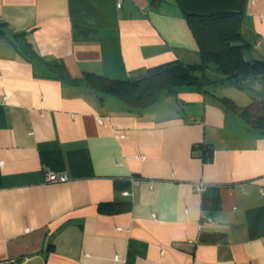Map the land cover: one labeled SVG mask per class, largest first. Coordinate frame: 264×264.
Listing matches in <instances>:
<instances>
[{"label":"crops","instance_id":"obj_1","mask_svg":"<svg viewBox=\"0 0 264 264\" xmlns=\"http://www.w3.org/2000/svg\"><path fill=\"white\" fill-rule=\"evenodd\" d=\"M241 31L264 60V0ZM30 47L73 78L200 60L174 0H0V264H264V126L239 111H262L264 75L131 110Z\"/></svg>","mask_w":264,"mask_h":264},{"label":"trees","instance_id":"obj_2","mask_svg":"<svg viewBox=\"0 0 264 264\" xmlns=\"http://www.w3.org/2000/svg\"><path fill=\"white\" fill-rule=\"evenodd\" d=\"M174 1L197 44L200 60L196 63H162L148 68L143 77L132 80L93 72H84L73 78L62 62L46 61L31 47L27 50L29 58L44 61L50 72L66 83L90 87L101 98L106 94L117 97L131 110H141L154 103L162 93L174 94L183 85L204 92L232 80L239 87L246 88L245 79L264 75V60L244 57L246 42L241 26L247 0ZM221 100L237 106L230 98L222 97ZM239 111L248 123L264 126V107L260 113L248 107H241Z\"/></svg>","mask_w":264,"mask_h":264},{"label":"built area","instance_id":"obj_3","mask_svg":"<svg viewBox=\"0 0 264 264\" xmlns=\"http://www.w3.org/2000/svg\"><path fill=\"white\" fill-rule=\"evenodd\" d=\"M251 1L253 2L254 0H251ZM115 2H116V6L120 8L122 6L123 0H115ZM106 118L107 116H100V115L96 116V119L100 124H104ZM68 179L69 178L67 174H57L51 171H46L44 173V180L49 183L65 182ZM193 188L195 189V191L201 192L205 188V183L203 182V180H198L193 183ZM260 191L262 194H264V186L260 187Z\"/></svg>","mask_w":264,"mask_h":264},{"label":"rangeland","instance_id":"obj_4","mask_svg":"<svg viewBox=\"0 0 264 264\" xmlns=\"http://www.w3.org/2000/svg\"><path fill=\"white\" fill-rule=\"evenodd\" d=\"M219 89V88H218ZM19 263V261L17 262V261H15V262H9V263H7V264H18Z\"/></svg>","mask_w":264,"mask_h":264}]
</instances>
